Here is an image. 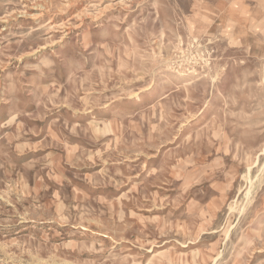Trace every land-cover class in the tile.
<instances>
[{
    "label": "rangeland",
    "instance_id": "rangeland-1",
    "mask_svg": "<svg viewBox=\"0 0 264 264\" xmlns=\"http://www.w3.org/2000/svg\"><path fill=\"white\" fill-rule=\"evenodd\" d=\"M0 264H264V0H0Z\"/></svg>",
    "mask_w": 264,
    "mask_h": 264
},
{
    "label": "bare ground",
    "instance_id": "bare-ground-1",
    "mask_svg": "<svg viewBox=\"0 0 264 264\" xmlns=\"http://www.w3.org/2000/svg\"><path fill=\"white\" fill-rule=\"evenodd\" d=\"M248 174V173H247ZM249 175V174H248ZM216 259V258H215Z\"/></svg>",
    "mask_w": 264,
    "mask_h": 264
}]
</instances>
